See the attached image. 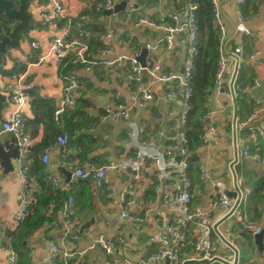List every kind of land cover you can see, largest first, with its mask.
Segmentation results:
<instances>
[{
    "label": "crops",
    "instance_id": "obj_1",
    "mask_svg": "<svg viewBox=\"0 0 264 264\" xmlns=\"http://www.w3.org/2000/svg\"><path fill=\"white\" fill-rule=\"evenodd\" d=\"M43 1H30L28 9L32 15L30 34L21 35L20 45L16 49H7L2 66L3 70H14L16 74H25L26 82L34 85L33 99L24 109L25 131L33 138L34 145L40 143L50 133L48 125L50 113L56 110L62 99L64 86L53 58L47 57L41 61L43 56H47L52 39L57 34L55 28L42 27L39 23V12ZM63 1L66 5V19L59 23V28H64L69 23H72L74 27L83 26L89 32V39L95 41H101L110 29H122L127 34L126 45L119 46L115 40L111 42L113 51L110 56L100 57L99 53L94 55L99 64L93 66L91 72L83 70L77 72L80 82L78 99L91 104V108H88L86 113L88 117L95 120L90 124L86 122L87 126H91L90 130L82 129L96 139L97 149L90 157L99 158L98 166H104L110 160H114L119 167L108 174V184L103 189L96 188L92 181L80 184L72 178L69 195L73 196L75 201L78 224L72 232L67 233L60 213L67 199L63 198L61 207L56 211L52 228L46 230L41 227L24 241L27 263L47 264L50 258V243L54 242L63 251L74 254L70 264H110V259L102 247L94 245L97 236L104 235L105 238L116 242L120 258L128 260L130 264H157L150 261L156 249L155 244L150 242V238L165 233L164 227L167 224L176 226L181 216L178 203L171 201L166 204L163 199L165 195L173 198L180 190L178 172L174 166L178 163L176 160L178 156H174V159L168 157L167 150L171 139L177 137L182 129L180 124L183 109L181 89L177 82L155 85L153 102L148 103L143 109L134 108L129 122L116 120L107 114L106 109L115 102L117 93L121 95V102L131 106L135 86L128 81L125 69L108 66L104 62L112 61L119 56H130L136 51L141 52L143 43H152L163 37L165 30L158 25L160 18L179 12V7L183 4L181 0H130L129 6L137 5L136 9H127L113 15L106 14V11L102 13L87 11L85 12L86 21L78 23L81 21L79 17L84 14L80 0ZM219 1L227 26L225 41L227 52L238 46L243 47L247 56L256 51L261 52L255 62L247 61L243 65L240 81L245 84V89H251L256 79L261 83L259 88L253 90V95L260 102L259 106L248 93L246 94L254 104L252 111L260 107V114L254 118L251 126L258 131H264V0H246L243 9L250 35H241L236 31L235 0ZM142 17L155 25H140L139 20ZM33 43L39 44L40 48H33ZM97 48L94 46L93 49L97 50ZM186 51V37L184 34H178L173 51L160 47L152 51L147 59L160 61L167 68L182 73ZM232 72L233 65L229 64L227 73ZM9 78V75H0V95L6 97V103L0 99V124L12 110L8 97L2 91V87ZM145 80L149 81L147 75ZM227 90L228 87L224 89V92L222 88H212L207 92L206 107L208 111L214 112L208 119L207 125L215 127V134L208 145L198 144L193 153L189 173L192 183V207L208 209L212 203L219 200L222 193L236 191L237 184L241 183L245 195L240 206L241 210L250 220L264 225V203L258 204L250 198L252 189L246 185L256 178L264 177V168L255 159L244 158L241 149L236 147V138L239 135L251 139L252 134L246 129L240 132L235 129L234 115L237 113V106H232V102L227 98ZM165 92H172L175 98L165 100ZM227 106L228 111H225ZM250 113L244 111L240 117L246 120L253 112ZM128 130L134 132L135 144L143 153L158 155L163 159V166L166 168L164 178H159L160 172L153 162H146L137 169L139 161L133 155V150H128L125 146ZM0 142L7 150L15 152L10 137L1 133V128ZM258 145L253 146L252 152H258ZM52 147L49 163L46 165L43 163L46 172L56 173L67 182L61 168L70 170L60 157L59 147L56 144ZM12 162L14 163V159ZM75 162L78 164V161ZM201 166L205 167L210 181L217 186L202 182ZM3 171L0 165V243L16 250L13 242L16 236L13 216L19 209L22 183L16 170L5 176ZM33 180L35 203L39 196L49 190V185L45 180V189L35 178ZM129 184L133 185L135 190L134 195L130 196L133 200L130 210L145 218V224L142 226L134 225L122 218L120 208L108 198L111 189L121 191ZM54 208H56L55 204L48 210L46 208L48 215H51ZM93 217L96 218V223L88 233H81L83 224ZM209 222L214 226V239L217 236L228 239L229 232L237 225L235 217L225 214L220 208L212 210ZM6 224L15 231L13 238L6 237L1 230ZM197 235L196 227L190 226L188 240L177 252L176 264H204L202 252H197L194 247ZM247 236L249 235L239 236L233 240L228 239L229 246L220 244L216 254L223 257V260L229 264H264V256L260 255L254 237H252V244ZM7 261L8 256L0 253V264H8ZM159 264H166V261Z\"/></svg>",
    "mask_w": 264,
    "mask_h": 264
},
{
    "label": "built area",
    "instance_id": "obj_2",
    "mask_svg": "<svg viewBox=\"0 0 264 264\" xmlns=\"http://www.w3.org/2000/svg\"><path fill=\"white\" fill-rule=\"evenodd\" d=\"M185 11L176 12L169 17H161L159 26L165 30V35L158 40L147 43V49L156 51L160 47H165L168 51H173L178 34H184L186 37L187 51L183 72L179 73L174 69L167 68L160 61L146 60V66L143 67L139 62V51L133 52L130 56H119L112 61L104 62L108 66L123 68L126 70L127 79L134 84L135 89L132 92V105L120 101V93L116 94V100L111 104L106 112L116 120L129 122L134 108L143 109L148 103L155 99L154 86L158 84H169L177 82L181 89L182 95V113L180 116L181 131L180 134L171 139L168 146L167 156L174 159V156L180 158L175 164L178 172V181L180 185L179 193L173 198L169 195L163 197L164 202L168 204L171 201L180 205L181 216L176 226L167 224L160 236H153L150 242L155 244L156 249L150 261L153 263H161L169 260V264L177 263V252L186 244L188 240V232L190 226L196 227L197 237L194 243L197 252L204 253L203 260L210 261V264H223L217 258L223 260V257L218 256L220 244L229 246L228 239H235L239 236L249 235L255 237L264 232V225L250 220L247 215L241 210L240 206L245 199L243 186L237 184L236 199H231L225 193L220 195L218 201L212 203L210 208L203 209L200 207H192L193 195L191 191V180L189 177V160L190 151L187 148V139L183 127L187 123L188 115L191 109V98L194 93L192 78L194 75V63L199 55L200 50V28L196 18L195 11L197 5L194 0H186ZM122 2L130 0H80L81 9L84 14L79 19L84 22L87 17L85 12L95 11L104 12L114 9V7ZM214 5V20L220 37L219 57L217 62V72L215 78L216 88H225L227 90V98L232 102V106L236 107V102L244 93H248L250 98L259 106L260 102L253 95V90L260 87L261 83L258 79L254 81L251 89H244L240 84V71L243 65L247 62H255L261 55L260 51H256L250 56H247L242 46H238L230 52L225 48L227 37V26L223 17L222 7L219 0H212ZM246 0H235V12L237 15L236 31L241 35H250L251 32L246 26V16L244 14V6ZM66 19V5L63 0H44L39 12V23L42 27H53L57 30L56 36L52 39L47 56H43L41 61L47 57L53 58L63 82V95L55 113L54 121L56 126L63 128V117L68 109L77 106L78 92L80 90V82L78 78V70L91 72L93 66L99 64L95 60L94 55L90 53L89 32L82 26L74 27L72 23L64 28H59V23ZM140 25H155L147 18L142 17L139 20ZM75 29V30H74ZM76 31V32H74ZM3 32V30H2ZM103 46L99 51L100 57H107L112 54L111 42L115 40L119 46L127 44V34L124 30L110 29L103 36ZM32 47L39 49L40 45L33 43ZM229 64L233 65V72L227 73ZM69 66L74 67V71L68 72ZM149 77V81L145 80V76ZM224 88V89H225ZM34 85L26 82L25 74H13L2 87L3 93L8 97L12 106V110L8 113L6 119L0 124L1 133L10 137L14 147L13 151L14 167L17 171L22 189L20 193L19 209L13 216V224L15 229H19L23 222L30 214L35 201V186L31 176L33 159L31 149L34 146L33 138L25 131L24 109L32 101L31 92ZM165 100H172L175 94L172 92L164 93ZM228 111V106L225 108ZM209 111L205 120L209 119L213 114ZM260 114V107H256L251 116L243 120L237 113L234 115L235 129L237 132L248 130L252 136L248 139L245 136L239 135L236 138V147L241 149V154L244 158H253L264 168V131H258L251 126L254 118ZM215 134V127L212 125L205 126L204 132L200 139L203 145H208L211 138ZM135 134L132 130L126 132V148L133 150V155L139 161L138 167L153 162L158 168L159 178H164L166 168L163 165V159L154 154H145L135 144ZM258 145V152H252L253 146ZM56 145L60 149V157L68 169L72 172V178L92 181L96 188L103 189L108 184V174L118 169L119 165L110 160L104 166L96 164H88L80 167L76 162L68 163V159L73 155L74 151L69 148V135L63 133L57 137ZM53 147H49L44 151L42 161L46 165L49 163ZM262 150V151H261ZM254 153V154H253ZM200 179L204 184H212L208 172L205 167H200ZM46 181L51 186L53 192H64L67 194V199L62 205L61 216L64 220V227L67 233L72 232L78 224L77 211L73 196L70 193V182L63 181L56 173L50 172L46 177ZM133 185H127L123 190L118 191L111 189L108 193V198L114 205L120 208L122 218L130 223L142 226L145 224V218L134 214L130 210L133 200L130 196L134 195ZM237 201L239 204L236 206ZM53 203L49 208L53 207ZM214 208L222 209L225 214H230L235 217L237 225L234 230L228 234V239L223 236L213 238L214 226L209 220ZM54 223H46L43 227L46 230L52 228ZM172 235V236H171ZM173 237V238H172ZM75 238H78L75 236ZM174 239V240H173ZM94 245L102 247L107 257L110 259V264H130L128 260L120 258L117 244L114 240L107 239L104 235H99L94 241ZM0 253L8 256V264H18V254L16 250L7 248L0 243ZM84 254V253H82ZM74 254L66 250H62L56 243H50V258L47 264H70V259ZM205 264V263H204Z\"/></svg>",
    "mask_w": 264,
    "mask_h": 264
},
{
    "label": "trees",
    "instance_id": "obj_3",
    "mask_svg": "<svg viewBox=\"0 0 264 264\" xmlns=\"http://www.w3.org/2000/svg\"><path fill=\"white\" fill-rule=\"evenodd\" d=\"M12 1L15 7L19 6L20 0ZM30 1L31 0H28L27 2V9H29ZM181 3L183 6L181 5V7H179L180 13L184 12L187 1L181 0ZM194 3L197 5L195 14L200 28V50L199 55L194 63L195 70L192 78L194 93L190 101L191 109L188 115L187 123L183 127V131H185L187 139V148L191 154L188 173H190L191 170V162L193 160L194 150L198 144H202L200 137L208 123V120H205V116L209 112L208 108L206 107V96L208 90L216 88L215 78L220 48V37L218 29L215 25L214 5L212 0H194ZM78 23L84 22L78 21ZM14 26V21L8 20L3 14L0 13V40L8 38ZM89 45L90 53H92V55H97L103 46V40L101 39V41H95L94 39H89ZM94 46L96 48L98 47L97 50L93 49ZM4 62L5 59L3 55V61L0 63V75H9L11 77L13 74H16L14 73V70H3L2 66L4 65ZM74 70L75 69L73 66H69L67 68L68 72H72ZM240 84L245 89V84H243L241 81ZM31 94L33 96V91ZM253 105L254 104L248 99L247 94H242L236 102L237 114L242 116L244 111L252 113L254 107ZM88 108H91V104L89 102L82 99H77V106L75 108L68 109L64 114L63 128H60L55 124V111L50 113V120L48 122L50 133L47 134L40 143L34 145L31 149V155L33 159L31 176L35 178L41 185H43L45 189L46 186L44 184L48 173L46 172V167L42 162V156L47 148L56 144L57 137L63 133H68L69 148L74 151L73 155L68 159V163L78 161V165L80 167L86 166L88 164L98 165L97 161L99 158L90 157L92 152L96 151L97 149L96 139L85 132L91 129V126H87L86 122H89L90 124L94 123L95 121L88 117V114L86 113ZM82 129L86 130L84 131ZM261 147H264L263 144ZM76 181L80 184L87 183L82 179H76ZM246 185L252 189L251 194L249 195L250 198L254 199L258 204L264 203V177L259 179L256 178L253 181L248 182ZM66 196L67 195L64 192H53L51 186L49 185V190L39 196L36 202L33 204L30 214L23 222L22 226L16 230V236L13 239L14 247H16V251L18 253V264H28L25 248L23 245L24 241L27 240L28 237L31 236L36 230L43 227L46 223L55 222L54 218L56 211L61 207V203L65 198H67ZM51 203L55 204L56 208H54L51 215H48L46 208L48 210ZM247 239L253 244V238L251 236H247Z\"/></svg>",
    "mask_w": 264,
    "mask_h": 264
},
{
    "label": "water",
    "instance_id": "obj_4",
    "mask_svg": "<svg viewBox=\"0 0 264 264\" xmlns=\"http://www.w3.org/2000/svg\"><path fill=\"white\" fill-rule=\"evenodd\" d=\"M28 0H20L19 6L15 7L12 0H0V13L3 14L8 20L14 21L16 24L8 38L0 40V63L3 61V55L7 51L8 48L16 49L20 45V37L22 34L29 35L31 31V19L32 15L28 12L27 9ZM137 8V5L129 6L127 2H122L117 4L114 9L110 11H106V14L113 15L118 14L120 12L129 10H134ZM152 51L147 49V43L142 44V50L139 56V62L143 67L146 66V60L151 54ZM225 88V86H224ZM224 88H222V92H224ZM0 99L6 103V97L0 95ZM13 159V151L7 150L4 145L0 142V165L4 169L3 176L13 173L15 171L14 164L12 162ZM177 162H179L180 158H176ZM61 172L66 177V181L70 182L72 180V172L66 170L65 168H61ZM227 196L231 199H236L238 193L227 192ZM239 204L237 201L236 206ZM96 223V218L93 217L89 221L85 222L81 227V233H88L90 228ZM5 236L8 238H13L15 231L12 230L7 224L3 226L1 229ZM254 242L258 248V251L261 256H264V232L254 237ZM204 256V253H202ZM219 262L223 264H229L228 262L217 258ZM170 261L166 260V264H169ZM205 264H210V261L204 260Z\"/></svg>",
    "mask_w": 264,
    "mask_h": 264
},
{
    "label": "clouds",
    "instance_id": "obj_5",
    "mask_svg": "<svg viewBox=\"0 0 264 264\" xmlns=\"http://www.w3.org/2000/svg\"><path fill=\"white\" fill-rule=\"evenodd\" d=\"M161 167H163V165H161Z\"/></svg>",
    "mask_w": 264,
    "mask_h": 264
}]
</instances>
